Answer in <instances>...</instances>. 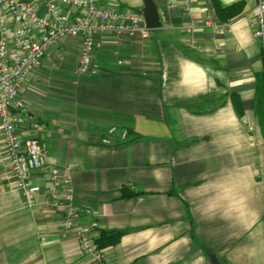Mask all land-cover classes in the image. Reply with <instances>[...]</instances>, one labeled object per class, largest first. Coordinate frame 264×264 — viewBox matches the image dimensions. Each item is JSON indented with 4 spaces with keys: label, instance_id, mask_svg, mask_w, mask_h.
<instances>
[{
    "label": "crops",
    "instance_id": "obj_1",
    "mask_svg": "<svg viewBox=\"0 0 264 264\" xmlns=\"http://www.w3.org/2000/svg\"><path fill=\"white\" fill-rule=\"evenodd\" d=\"M217 1L238 4L219 14L213 0H154L161 26L146 38L97 36L94 75L76 71L79 38L50 46L19 88L49 155L31 179L44 185L51 164L63 172L73 165V203L90 210L81 222L123 234L102 257L84 253L76 238L61 237L43 193L31 207L20 190L5 188L0 264H264L258 0ZM98 2L143 8V0ZM112 126L127 138L104 143ZM6 180L13 177L0 174Z\"/></svg>",
    "mask_w": 264,
    "mask_h": 264
},
{
    "label": "built area",
    "instance_id": "obj_2",
    "mask_svg": "<svg viewBox=\"0 0 264 264\" xmlns=\"http://www.w3.org/2000/svg\"><path fill=\"white\" fill-rule=\"evenodd\" d=\"M98 1L41 0L40 11L34 0H0V174L7 179L13 177L11 181H0V193L5 188L18 189L31 207L43 193L45 202L60 217L61 237L76 238L84 253L102 257L103 249L95 242L98 223L94 220L82 223L79 217L89 215L90 210L78 207L72 200L73 165L63 172L51 164L44 185L32 181L31 176L49 163V155L41 142L43 127L36 120H28L19 91L27 76L42 65L50 46L60 38H79L76 71L94 75L100 67L95 58V51L101 46L98 35L148 36L142 13L105 8ZM252 11L253 32L259 39L264 61V0H258ZM187 42L194 45L190 38ZM116 134L125 140L128 132L112 126L103 142L110 143Z\"/></svg>",
    "mask_w": 264,
    "mask_h": 264
},
{
    "label": "trees",
    "instance_id": "obj_3",
    "mask_svg": "<svg viewBox=\"0 0 264 264\" xmlns=\"http://www.w3.org/2000/svg\"><path fill=\"white\" fill-rule=\"evenodd\" d=\"M213 3L215 5L216 11L221 14L222 11L230 10L233 6H236L237 3L227 6V7H221L219 2L217 0H213ZM234 11V12H233ZM230 12L232 15H235L239 11L235 12L236 10H233ZM229 14V15H231ZM255 114L260 122V124L264 127V78L259 81V83L256 86L255 91ZM122 195H134L133 192H126V190H122ZM99 234L98 237L95 239L96 245L98 248H104L108 245H113L117 243L123 234L122 230H98Z\"/></svg>",
    "mask_w": 264,
    "mask_h": 264
},
{
    "label": "water",
    "instance_id": "obj_4",
    "mask_svg": "<svg viewBox=\"0 0 264 264\" xmlns=\"http://www.w3.org/2000/svg\"><path fill=\"white\" fill-rule=\"evenodd\" d=\"M142 13L145 25L148 29L161 26L159 10L154 0H143Z\"/></svg>",
    "mask_w": 264,
    "mask_h": 264
}]
</instances>
